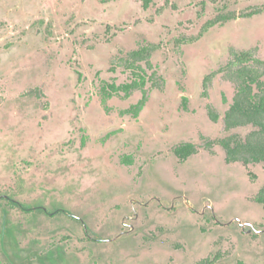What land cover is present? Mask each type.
<instances>
[{
  "label": "rangeland",
  "instance_id": "rangeland-1",
  "mask_svg": "<svg viewBox=\"0 0 264 264\" xmlns=\"http://www.w3.org/2000/svg\"><path fill=\"white\" fill-rule=\"evenodd\" d=\"M242 51L264 0H0V264H264V162L218 143L257 129L223 120Z\"/></svg>",
  "mask_w": 264,
  "mask_h": 264
},
{
  "label": "trees",
  "instance_id": "trees-1",
  "mask_svg": "<svg viewBox=\"0 0 264 264\" xmlns=\"http://www.w3.org/2000/svg\"><path fill=\"white\" fill-rule=\"evenodd\" d=\"M148 2L149 0H144V6H147ZM229 18L232 17L221 15L216 20L222 21ZM148 53L149 47L143 46L131 51L129 54L131 59L135 61L144 59L148 56ZM127 61L128 67L139 79L120 86L126 93L134 88H142L144 83V76L135 70L134 63ZM230 66L232 76L237 84V91L223 118L225 128L252 124L257 129L248 133L244 140L233 134L219 139L218 143L224 149L225 161L228 163L239 161L247 165L252 162H264V80L260 79L261 76H264V60L255 58L250 51H242L240 54L235 55V59L230 62ZM208 79L209 75L205 77L204 83ZM110 87L114 88L115 85ZM144 99L145 96L139 101V107L143 106ZM207 115L214 122L220 116L210 105L207 107ZM206 145L210 148L212 142H208ZM196 151L195 144L190 142H183L172 149L174 155L182 161ZM254 199L264 208V186L258 190ZM205 264H213V261L206 259Z\"/></svg>",
  "mask_w": 264,
  "mask_h": 264
}]
</instances>
